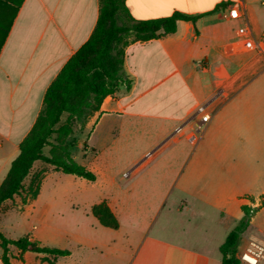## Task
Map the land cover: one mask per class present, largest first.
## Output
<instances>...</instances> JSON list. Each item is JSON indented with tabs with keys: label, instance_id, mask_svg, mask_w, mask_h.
<instances>
[{
	"label": "crops",
	"instance_id": "1",
	"mask_svg": "<svg viewBox=\"0 0 264 264\" xmlns=\"http://www.w3.org/2000/svg\"><path fill=\"white\" fill-rule=\"evenodd\" d=\"M227 4L238 7L240 19L223 17ZM126 5L137 21L176 12L200 17L179 21L174 34L126 48L131 87L105 98L82 128L87 140L77 145L95 155L79 163L97 176L95 182L74 176L71 188L45 190L48 176L59 173L49 169L36 199L3 204L0 213L8 211L0 217V230L6 237L29 236L70 252L57 259L28 252L12 264H222L221 245L243 217L242 207L256 202L261 208L248 229L253 233L257 225L263 232L258 219L264 211V53L253 38L264 30V0H126ZM99 11L100 0H23L0 50V186L47 89L90 39ZM241 28L250 33L241 36ZM202 106L207 123L196 115ZM139 138L146 148L129 164V193L154 200L129 209L113 198L102 200L104 193L89 189V183L99 190L102 178L107 181L97 158ZM102 201L118 219L117 230L92 215ZM13 215L24 230L20 238L1 226Z\"/></svg>",
	"mask_w": 264,
	"mask_h": 264
},
{
	"label": "trees",
	"instance_id": "2",
	"mask_svg": "<svg viewBox=\"0 0 264 264\" xmlns=\"http://www.w3.org/2000/svg\"><path fill=\"white\" fill-rule=\"evenodd\" d=\"M2 1L0 0V22L7 11ZM19 8L20 6L18 10ZM199 17L176 12L166 18L137 21L129 12L126 0H100L95 30L47 89L42 110L20 144L19 155L12 162L8 175L0 186V208L17 197H22L24 205L28 200L36 199L49 169L95 182L97 176L73 157L72 149L76 144L68 139L75 128L69 123L70 120L83 128L100 111L105 98L115 95L122 87H131L132 81L124 69L126 48L130 44L174 34L179 21L196 22ZM12 23L5 30L0 26V33L4 31L0 50ZM65 115L68 120L63 122ZM46 149L48 153L45 152ZM256 211L251 207H242L243 217L220 247L222 264H241L236 254L242 234L249 228ZM91 212L102 226L114 230L119 228V221L106 201L94 205ZM0 248L4 264H12V259H20L28 252L53 259L70 255L67 250L33 242L29 236L9 239L1 230ZM14 250L17 255L13 254Z\"/></svg>",
	"mask_w": 264,
	"mask_h": 264
},
{
	"label": "rangeland",
	"instance_id": "3",
	"mask_svg": "<svg viewBox=\"0 0 264 264\" xmlns=\"http://www.w3.org/2000/svg\"><path fill=\"white\" fill-rule=\"evenodd\" d=\"M23 0H3L2 4L6 6L7 11L3 16L2 21L0 22V26L3 28V30L8 29L12 23L13 17L16 14V11L18 10V7L21 6ZM4 31L0 33V41L3 38ZM68 120V117L65 115L63 117V122H66ZM74 128V133L72 136L68 139L69 142L75 143L76 146L72 149V153L75 157V159L78 161V163L82 162V160H89L91 158H94V154L91 152H85L82 150V148H79L78 141L79 140H87V135L82 134V128L77 125L75 122L70 120L69 122ZM146 148V140L136 139L135 141L131 142L127 146L123 147L120 151H108L105 152V154L102 155V157H98L97 160L102 166L101 173L107 177V181L103 180L102 178V187H98V189L91 188L92 184L89 183V189H93L98 191L97 194L104 193L102 200H109V199H115L119 202V206L122 208H133L137 206H147L149 207L154 198L146 196L143 192L138 193L137 195H133L132 193H129V187L132 183L130 181V170L128 169L129 164L133 161V158H136L139 156L144 149ZM46 153H48V149L45 150ZM85 153H87V157L85 158ZM127 172L124 174L123 173ZM127 174V175H126ZM126 175V176H125ZM110 177V180L108 179ZM76 179L74 176H67L63 173H57V175H53V173L48 176V178L44 182V189L50 190V189H66L71 188L70 182L72 180ZM114 178V180H112ZM88 182V181H87ZM93 192L92 195H90V198L92 200L95 198L96 195ZM101 195V194H100ZM100 197V199H101ZM45 198V197H44ZM97 199V198H96ZM176 199V198H175ZM172 199L169 200L168 203L171 202ZM62 204H66V199L64 198L63 201H61ZM263 204V203H262ZM181 205V204H180ZM263 206V205H262ZM261 208V207H260ZM254 217L259 212L258 209ZM8 211V209H4L2 213H0V217L4 215V212ZM141 214V213H140ZM260 220L258 219L259 223L262 225L263 232H259L257 229V225L254 227L253 233L256 234L259 238L263 239L264 241V211L261 213ZM146 218L148 215L147 212H144V214H141ZM16 218L17 216L13 215V217H8L5 220H2L1 226L4 227L5 231L14 238H20L23 234V228H18L16 226ZM1 219V218H0ZM26 226L28 225V221L25 220ZM236 226V224H235ZM234 226V227H235ZM233 229V228H232ZM251 233L249 229H247L242 234V241L239 247L242 249L244 247V240L249 236H254V234Z\"/></svg>",
	"mask_w": 264,
	"mask_h": 264
},
{
	"label": "built area",
	"instance_id": "4",
	"mask_svg": "<svg viewBox=\"0 0 264 264\" xmlns=\"http://www.w3.org/2000/svg\"><path fill=\"white\" fill-rule=\"evenodd\" d=\"M223 17L228 20H238L241 18V14L236 5L227 4L223 12ZM238 33L241 36H247L250 31L247 28H241ZM253 41L255 48L264 53V30L262 35L259 38H253ZM196 115L202 116L203 123L209 122V116L206 114L205 107H199L196 111ZM259 204L257 202L254 203L251 208L253 210L258 209L261 206V203ZM244 242V247L238 249L236 254V257L241 261V264H264V241L260 238L249 236Z\"/></svg>",
	"mask_w": 264,
	"mask_h": 264
}]
</instances>
